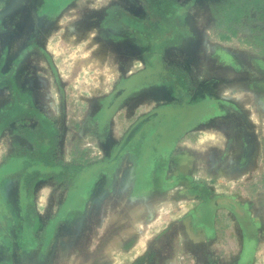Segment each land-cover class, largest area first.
<instances>
[{"label":"rangeland","instance_id":"374dc122","mask_svg":"<svg viewBox=\"0 0 264 264\" xmlns=\"http://www.w3.org/2000/svg\"><path fill=\"white\" fill-rule=\"evenodd\" d=\"M46 3L0 0V264H264L259 13L234 26L230 0ZM179 103L205 119L152 161L106 164L132 123Z\"/></svg>","mask_w":264,"mask_h":264},{"label":"flooded vegetation","instance_id":"af4514ba","mask_svg":"<svg viewBox=\"0 0 264 264\" xmlns=\"http://www.w3.org/2000/svg\"><path fill=\"white\" fill-rule=\"evenodd\" d=\"M72 0H47V3L39 7V11L51 12L52 15H58L66 6L70 4ZM130 15L125 12L118 13L116 21L122 18H129ZM164 23V22H163ZM126 83L120 85L114 93L110 96V99L105 104V109L107 110L111 105L114 107L116 101L120 98L123 99L128 94V89L126 88ZM119 98V99H118ZM118 99V100H116ZM198 105L189 106L187 104H176L174 106H158L154 107L152 110L148 111L132 123L125 135L119 141H116L111 148V153L109 160L106 164L111 165L112 169L119 165L124 158L121 159V153L130 152L132 155L138 151V163L141 165L154 160L158 157V152L164 150L168 144L167 140L173 137H177L196 126V121L203 120L206 117L201 113ZM106 113V112H105ZM104 113V115H105ZM152 134L149 138L148 143L144 141V134ZM35 139V138H33ZM131 155V156H132ZM152 156V157H151ZM121 159V160H120ZM31 161L25 160L23 165H31Z\"/></svg>","mask_w":264,"mask_h":264},{"label":"trees","instance_id":"16d2710c","mask_svg":"<svg viewBox=\"0 0 264 264\" xmlns=\"http://www.w3.org/2000/svg\"><path fill=\"white\" fill-rule=\"evenodd\" d=\"M251 11L258 12L259 17L264 19V0H230L226 12L229 14L227 22L239 26L244 17L249 18ZM226 29L229 30L230 27L227 26Z\"/></svg>","mask_w":264,"mask_h":264},{"label":"crops","instance_id":"0c3cea01","mask_svg":"<svg viewBox=\"0 0 264 264\" xmlns=\"http://www.w3.org/2000/svg\"><path fill=\"white\" fill-rule=\"evenodd\" d=\"M144 251V250H143Z\"/></svg>","mask_w":264,"mask_h":264}]
</instances>
